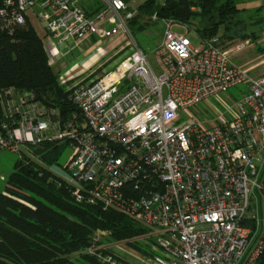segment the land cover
Segmentation results:
<instances>
[{"label":"built area","instance_id":"obj_1","mask_svg":"<svg viewBox=\"0 0 264 264\" xmlns=\"http://www.w3.org/2000/svg\"><path fill=\"white\" fill-rule=\"evenodd\" d=\"M99 1L104 7L93 15L80 0L0 6V30L33 17L48 54L93 35L103 44L124 39L133 46L109 73L67 87L77 108L67 117L34 91L0 89V151L22 155L29 145L65 143L71 150L65 179L78 202L101 204L151 228L157 251L133 259L105 252L94 238L84 252L106 264H261L264 73L252 75L231 57L251 40L227 47L215 35L194 45L174 29L185 22L164 18L158 72L132 43L129 24L137 10L125 0ZM72 77L67 71L59 83ZM240 84L241 95L213 104Z\"/></svg>","mask_w":264,"mask_h":264},{"label":"trees","instance_id":"obj_2","mask_svg":"<svg viewBox=\"0 0 264 264\" xmlns=\"http://www.w3.org/2000/svg\"><path fill=\"white\" fill-rule=\"evenodd\" d=\"M5 1L0 0V6ZM190 4L191 18L182 20L176 15L177 0H145L130 23L138 24V16L154 14L185 23L197 19L196 30L202 38L220 35L222 39L220 31L231 28L242 10L238 0H195ZM103 7L98 1L94 9L90 4L85 11L93 15ZM8 87L34 91L37 99L59 109L65 117L77 111L49 62L43 36L30 20L11 30H0V89ZM66 147L65 143L50 142L33 145L32 155L22 153L9 174L4 190H0V264H106L84 252L94 244L97 230H107L119 240L151 231L115 209L78 202L73 186L52 169L60 163ZM105 252L113 253L108 248ZM77 253H82L81 261L74 257Z\"/></svg>","mask_w":264,"mask_h":264},{"label":"rangeland","instance_id":"obj_3","mask_svg":"<svg viewBox=\"0 0 264 264\" xmlns=\"http://www.w3.org/2000/svg\"><path fill=\"white\" fill-rule=\"evenodd\" d=\"M93 1V0H92ZM99 0H94L95 5L98 4ZM145 0H133L130 2L133 8H137L139 4ZM159 2H163L164 0H158ZM137 15V13H136ZM263 17V18H261ZM164 18L155 19L153 16H138L137 22L138 24L132 22L129 24L130 34H132V43H137L146 53L147 58L151 64V66L158 72L161 71L160 65L157 60L156 49L159 46V43L163 41L164 31H165V22ZM175 19V18H174ZM141 24V25H140ZM142 25H144L143 28ZM255 25H259L264 28V11L263 13H257L255 4L250 5L245 11L241 10L239 15L235 18L234 23L231 28L228 30L222 29L220 34L222 35V41L224 45L230 47L231 45L243 41L246 37L251 36L254 33L252 27ZM198 26L197 19L192 20L190 23H186V25H175L174 29L178 32L187 33L189 38L192 40L194 45H198L202 41V37L197 32L196 28ZM232 35V37H231ZM253 36V35H252ZM130 37V36H129ZM253 38V37H252ZM255 39V38H254ZM253 44V43H252ZM255 44V42H254ZM253 44V45H254ZM253 45L247 46L242 51L237 54H232V60L235 64L242 65L245 62L253 59L259 53L258 49H254ZM62 48L58 45L56 50L48 49L49 51V62L56 72H58L59 78L63 76L66 71V67H68V57H63ZM133 50V46H128L125 44L124 39L120 42L114 43L112 45L103 44L100 39L96 37V45L95 51L91 55L92 60L94 61V72H91L89 75L87 74V69L85 71V79L80 81V77L78 75H73L71 79L67 81V84L63 82L61 86L65 89H68V86H72L78 82H86L92 79L102 77L105 74L109 73L114 69V67L125 58L128 54H130ZM78 51L75 52V54ZM74 54V56H75ZM72 55V52H71ZM76 60V58H75ZM263 67L255 69L251 71L252 75H258L262 71ZM83 71V72H84ZM87 71V73H86ZM79 73L80 75L83 73ZM245 89V84H240L238 86L230 88L226 93L221 94V96L217 99H213V104L217 107L223 106L225 103H230L233 95L239 96L241 95V90ZM3 108L0 104V111ZM34 149L33 145H29L27 147V154H31L30 151ZM32 152V151H31ZM71 150L69 147H66L61 159L60 163L52 166V169L57 172L60 176L64 178L71 177V174L66 170L65 165L68 161ZM20 154L17 152H13L10 150H2L0 151V190L4 188L7 183V180L2 179V176H6L8 178L9 174L15 169L17 161L20 159ZM152 230L149 232V234ZM144 234L141 236H137L133 239L119 240L112 237L111 233L107 230L104 231H96L94 238H96L97 245H105L108 249L112 250V252L120 256L121 258L127 259L125 254V250L135 253L137 256H145L151 255L157 251L158 248L156 245L155 236ZM85 251V250H84ZM86 253V252H85ZM81 254H75V258L81 261ZM131 254V255H132ZM80 258H79V257ZM134 257V256H133ZM135 258V257H134ZM129 259V258H128ZM85 263V262H80Z\"/></svg>","mask_w":264,"mask_h":264},{"label":"crops","instance_id":"obj_4","mask_svg":"<svg viewBox=\"0 0 264 264\" xmlns=\"http://www.w3.org/2000/svg\"><path fill=\"white\" fill-rule=\"evenodd\" d=\"M143 2V1H142ZM94 1L92 0H80V5L86 9V6L89 7L91 4L93 9L95 8L94 6ZM238 4L240 8H242L243 11H245L250 5L255 4L256 11L257 13H263L264 11V0H238ZM263 18V17H261ZM30 20V19H29ZM34 24V26L38 29V32L41 30V24L38 22L37 19L33 18L30 20ZM254 30L255 34H252L251 36H245V39H250L251 40V45H253L254 49H258L259 53L257 56H255L253 59L245 62L241 66L248 68L250 71H253L255 69H258L260 67H263L262 71L260 74L264 73V28L260 27L259 25H255L252 27ZM96 37L95 35L83 38L81 40H71L65 43L60 44V49L62 48V55L63 57H68V62L66 67V71H69V73L72 75H78L80 77V81L82 79H85V71L89 75L91 72H94V61L92 60L91 55L95 51V45H96ZM253 37V38H252ZM98 38V37H97ZM255 38V39H254ZM99 39V38H98ZM161 43V42H160ZM159 43V44H160ZM253 43V44H252ZM250 45V46H251ZM78 51L76 54L75 52ZM72 52V55H71ZM75 54V56H74ZM76 58V60H75ZM84 71V72H83ZM83 72L81 75L79 73ZM258 74V75H260ZM2 179L7 180L6 176H2ZM6 186V185H5ZM4 186V188H5ZM4 188L2 190H4ZM126 256L130 255V258H136L137 255L132 254L131 252H128L125 250ZM132 254V255H131ZM134 256V257H133Z\"/></svg>","mask_w":264,"mask_h":264},{"label":"water","instance_id":"obj_5","mask_svg":"<svg viewBox=\"0 0 264 264\" xmlns=\"http://www.w3.org/2000/svg\"><path fill=\"white\" fill-rule=\"evenodd\" d=\"M179 7L176 10V15L182 20H189L192 15L191 4L189 0H177Z\"/></svg>","mask_w":264,"mask_h":264}]
</instances>
